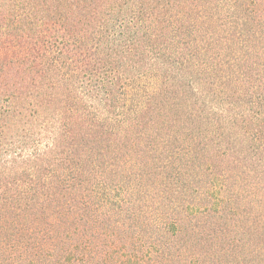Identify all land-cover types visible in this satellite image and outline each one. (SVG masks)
<instances>
[{
	"label": "trees",
	"instance_id": "obj_1",
	"mask_svg": "<svg viewBox=\"0 0 264 264\" xmlns=\"http://www.w3.org/2000/svg\"><path fill=\"white\" fill-rule=\"evenodd\" d=\"M0 264H264V0H0Z\"/></svg>",
	"mask_w": 264,
	"mask_h": 264
}]
</instances>
